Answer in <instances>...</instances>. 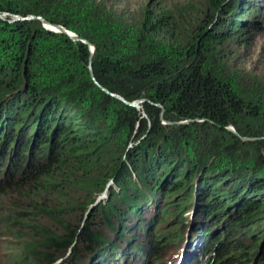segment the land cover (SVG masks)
Instances as JSON below:
<instances>
[{
    "label": "trees",
    "instance_id": "trees-1",
    "mask_svg": "<svg viewBox=\"0 0 264 264\" xmlns=\"http://www.w3.org/2000/svg\"><path fill=\"white\" fill-rule=\"evenodd\" d=\"M260 7L264 0H141L133 6L127 0H0V15L7 14L0 17V168L7 171L0 188L19 198L0 213V244L11 240L10 249L18 247L17 264H78L80 245L83 253L94 248L87 264H131L132 255L144 253L130 224H143V210L158 196L168 210L204 203L196 208L206 224L191 236L198 257L192 264H245L252 254L248 239L254 246L260 242L264 252L262 168L210 180L209 158L191 168L168 155L174 134L161 119L164 111L165 121H201L226 132L235 145L264 143L263 83L247 100L220 63L227 45L245 44L247 15ZM44 22L94 47L92 71L89 47ZM101 88L128 103L143 101L141 108ZM185 129L177 134L186 136ZM235 150L224 146L226 156ZM217 151L213 157L222 155ZM257 154L263 166L264 153ZM197 173L203 175L192 185ZM111 178L107 199L84 225L60 220L66 206L52 193L79 187L83 197L72 209L84 212ZM41 217L57 222L62 232L42 225ZM246 226L249 235L233 242L231 234ZM154 254L161 264L163 251L156 247Z\"/></svg>",
    "mask_w": 264,
    "mask_h": 264
},
{
    "label": "rangeland",
    "instance_id": "rangeland-1",
    "mask_svg": "<svg viewBox=\"0 0 264 264\" xmlns=\"http://www.w3.org/2000/svg\"><path fill=\"white\" fill-rule=\"evenodd\" d=\"M127 1H129V3H131L133 6L141 0ZM162 1H166L168 5H170L174 2H182L183 0ZM126 4L127 2H125V5ZM254 11L255 12L252 11L247 15L249 17L247 20L250 21V27L248 32L244 36L246 38L245 44L242 45L231 43L227 45L223 54L224 59H220V63L225 67V70L227 71L226 74L232 79L235 78V80H237L239 86H241L239 88V91L245 93L244 95H246L247 100L251 97L250 94L253 88L256 89L258 84L263 83L264 85V8L260 7L258 10ZM140 108L141 106L139 107V109ZM246 117L247 116H245V118ZM161 119L166 129L171 130L172 134H174L171 139L173 142L168 141L169 144L166 143L167 145L165 149L168 150V155H173V158H175V160L178 161L179 159L182 163H184L185 165L188 164V166L191 168L193 167V165L198 166L200 164L199 161H206L209 158V161L207 162V167H209V170L208 173H205L207 175V178H210V175H212V177H216V179H218V177H221V175H223V173L227 171H233L232 176L234 175V179L239 178V175H242L247 167L250 168L252 166L262 168V173L264 174V165L258 166V164L256 163V157L258 155L257 153H264L263 142V144L260 143L257 145L249 142L239 144L236 143V145L238 146L236 147V145L226 132L220 131L218 128L212 125H207L201 121L195 123L165 121L164 111L162 112ZM104 125L106 127L108 126L107 124ZM181 127H187V129H185L186 131H184L186 136L184 134H177V129ZM174 139H176L177 141H174ZM175 142H177L178 144L176 148L173 147ZM138 144H140V139L136 140L134 143V145L137 146ZM225 145L233 146V148L236 149L234 156L230 157L225 155ZM9 148V153L15 151V147ZM217 149L220 150L222 155L213 157L212 153H214L215 151L218 152ZM235 169H238L240 173L235 172ZM6 172L7 171H5V168H0V178L2 177V174ZM197 174L198 175H195L194 179L192 180V185L194 184V181L196 183V179H198L199 177L201 178V175H203L200 173ZM19 176L20 174L16 175L15 179H17ZM211 179L212 178H210V180ZM5 187V185H2V187L0 188V213L2 212V209L4 207H7L10 204L11 201L17 199L14 196L13 192L5 191ZM67 189L68 190L65 191L64 195L61 194V196H59L57 194L58 190H56L51 195L53 198L58 199L56 201L57 203H61V205H63L64 207L66 206V210L62 211L59 214L60 220L68 221L77 226L81 225L82 222H84L83 218L86 217L88 210L83 212L79 211L78 209H72V207H77L79 205V200H81L83 197V191L79 187H67ZM106 199L107 197H105V195L101 197L102 201ZM178 199H182V197H179ZM17 200H19V198ZM36 200L39 203L42 201V199L37 198ZM155 200L156 201L153 200V202H151V204L145 210H143V224H141L140 226H132V224L129 223L133 228L131 230L132 234L139 242L136 243L137 250H141L144 253L142 256L139 254L132 255L131 264H156L155 254L153 255L156 247L163 251V254H177V259L173 264H192L194 258L197 259L198 257L197 254L195 255L196 250H192V247L196 240L192 242L190 240L191 236L194 235L196 229L199 228H197L199 223L200 228H204V225L206 224L205 219H202V211H199L197 213L196 208L203 205L204 203L195 201L194 203H192V205L188 206L187 204H184L183 207H170L168 210L166 209L168 207V202L166 200H162V197L160 196L155 198ZM23 202V205H26L28 201L24 199ZM175 202H178V200H176ZM178 211L180 212L177 214ZM89 217H91V215ZM39 221L42 225L51 228L55 232H62V228L58 225L57 222L53 220H50L46 217H41ZM196 221L198 223H196ZM92 224V228H95L98 232L105 233V229L101 226V224L96 221H92ZM216 225L217 224L215 222V224L211 225L209 228L214 229ZM247 229L248 227L246 226L242 230H237L235 234H231L235 238L233 242H242L243 236L249 235ZM244 230H246V232H244ZM2 231L3 230H1V232ZM160 236V240L162 239L163 243H157L158 240H155ZM244 244L248 247V251L252 253H250V259L246 262L244 261V263L259 264L264 256V252H261L259 248L260 242L254 246L253 239H248L247 241H244ZM11 245V240L5 241L3 242V244H0V264H17L16 260L20 256L17 249L18 247L15 246L14 249H10L13 248ZM121 245L122 247H126V242H120L119 246L121 247ZM229 246V248H232L230 242ZM82 247L83 246L80 245L75 256L78 258L80 257L78 264H87L88 260H90L91 257H83L84 253L82 252ZM202 247H204V245ZM119 252L121 253L120 250ZM202 254L204 253L202 252L200 255ZM144 257L145 260L140 261V258L143 259ZM199 260L201 261L202 259ZM75 261L77 262V260ZM171 263L172 262H169L167 264Z\"/></svg>",
    "mask_w": 264,
    "mask_h": 264
},
{
    "label": "water",
    "instance_id": "water-1",
    "mask_svg": "<svg viewBox=\"0 0 264 264\" xmlns=\"http://www.w3.org/2000/svg\"><path fill=\"white\" fill-rule=\"evenodd\" d=\"M7 14H3V15H0L1 18H4L6 17ZM35 19H38V20H42L41 17H35V16H29L27 18H20L19 16H14V20H35ZM44 26L49 29L50 31H54V32H57V33H63V34H66L68 35L73 41L75 42H82L84 44H86L89 49H90V52H91V57H90V66H89V69L90 71H92V57H93V54H94V47L89 44L85 39H83L82 37H79L77 34L73 33V32H70L68 30H66L64 27L62 26H52L50 25L49 23L47 22H44ZM95 80V79H94ZM97 83V82H96ZM97 85L99 86V84L97 83ZM100 87V86H99ZM102 91H104L105 93H107L108 95L122 101L123 103L129 105V106H132L134 108H137L139 109L140 105L143 103V101H137V102H134V103H128L127 101H125L122 97H120L119 95H116V94H113V93H110L108 90L104 89V88H101ZM179 123H186V122H179ZM230 131H233L232 129H230ZM234 132V131H233ZM243 140H252V139H247V138H242ZM114 184V179L111 178L108 183L106 184L105 188L98 194L97 198H96V202L94 203V205H90V207H88V211H87V214H86V217L84 218V222L82 225L85 224V222L87 221L88 217H89V213L91 212V210L93 209V207L97 206L102 200H101V197L105 195V197L108 196V191L110 190L111 186H113ZM99 198V199H98ZM84 228V227H83ZM83 230V229H82ZM94 251V248L92 247H88L86 252H84L83 256H87L90 257V256H93V255H90L92 254ZM83 252V251H82ZM92 258V257H91ZM159 260L161 261V264H166V263H169V262H172L171 264H173L176 259H177V254H162L159 256Z\"/></svg>",
    "mask_w": 264,
    "mask_h": 264
}]
</instances>
